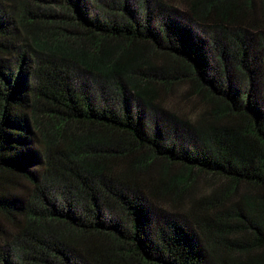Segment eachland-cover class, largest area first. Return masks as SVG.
<instances>
[{
	"label": "trees",
	"instance_id": "obj_1",
	"mask_svg": "<svg viewBox=\"0 0 264 264\" xmlns=\"http://www.w3.org/2000/svg\"><path fill=\"white\" fill-rule=\"evenodd\" d=\"M34 1L0 0V264H264V0Z\"/></svg>",
	"mask_w": 264,
	"mask_h": 264
},
{
	"label": "rangeland",
	"instance_id": "obj_2",
	"mask_svg": "<svg viewBox=\"0 0 264 264\" xmlns=\"http://www.w3.org/2000/svg\"><path fill=\"white\" fill-rule=\"evenodd\" d=\"M11 1H12L11 2L12 5L14 6V14L16 15L15 17L17 19H21V17L24 15V12L27 10L28 7L34 9V5H39L40 7L47 8V6H45L46 4L44 1H41V2L34 1V0H11ZM90 1H92L93 3L91 4V12L93 15L100 13V11L96 10V7L100 8L101 4L103 3H110L111 5L117 6L119 5V2H120V0H90ZM129 1L130 3H132V5H134V7L138 3L139 5H141V2H142V0H129ZM24 29L25 28L22 27V30ZM148 54L150 55L151 59L153 60L152 62L155 65L157 64L161 65L163 63V58L160 57L159 55L154 54V52H152L151 50L148 51ZM72 68L74 70H78V72L74 73L77 78H80V79L83 78L84 72H79V69L76 66H73ZM176 88H175L176 90L173 93H170L167 96L165 95L164 97L159 99L158 102L162 104L166 109L170 108L174 112L176 111V112H181V113H191L193 111L192 106L187 101L182 100L180 96L183 90L182 85H178Z\"/></svg>",
	"mask_w": 264,
	"mask_h": 264
}]
</instances>
